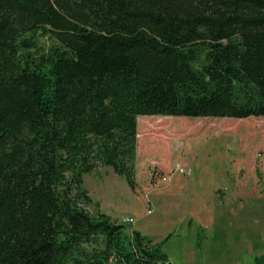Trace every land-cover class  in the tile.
Here are the masks:
<instances>
[{"label": "trees", "instance_id": "obj_1", "mask_svg": "<svg viewBox=\"0 0 264 264\" xmlns=\"http://www.w3.org/2000/svg\"><path fill=\"white\" fill-rule=\"evenodd\" d=\"M140 115L264 118V0H0V264H173L83 186Z\"/></svg>", "mask_w": 264, "mask_h": 264}, {"label": "rangeland", "instance_id": "obj_2", "mask_svg": "<svg viewBox=\"0 0 264 264\" xmlns=\"http://www.w3.org/2000/svg\"><path fill=\"white\" fill-rule=\"evenodd\" d=\"M176 165L192 174L166 179ZM133 170V188L110 167L83 176L101 211L133 219L126 233L170 235L162 250L173 264H264L263 117L140 115Z\"/></svg>", "mask_w": 264, "mask_h": 264}, {"label": "built area", "instance_id": "obj_3", "mask_svg": "<svg viewBox=\"0 0 264 264\" xmlns=\"http://www.w3.org/2000/svg\"><path fill=\"white\" fill-rule=\"evenodd\" d=\"M175 172H178L186 176H190L192 174V169L190 167H180L179 165H176L174 166V168L171 169L170 173L166 175V179H170L171 175ZM122 222L132 224L134 221L132 218H127L124 219Z\"/></svg>", "mask_w": 264, "mask_h": 264}, {"label": "crops", "instance_id": "obj_4", "mask_svg": "<svg viewBox=\"0 0 264 264\" xmlns=\"http://www.w3.org/2000/svg\"><path fill=\"white\" fill-rule=\"evenodd\" d=\"M222 173L224 172V170L223 171H221ZM167 185V184H166ZM193 206H194V208L192 209V212H196V211H198V202L197 203H194L193 204ZM196 213H198V212H196ZM187 216H185V218H186ZM185 218H183V221H184V219ZM136 230H138V231H140L144 236H149V235H146V234H144L141 230H140V228H139V226H137L136 227ZM150 237V236H149ZM152 238V237H151Z\"/></svg>", "mask_w": 264, "mask_h": 264}]
</instances>
